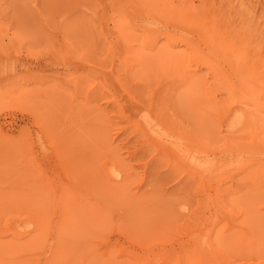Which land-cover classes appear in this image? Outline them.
I'll return each instance as SVG.
<instances>
[{"label": "rangeland", "instance_id": "obj_1", "mask_svg": "<svg viewBox=\"0 0 264 264\" xmlns=\"http://www.w3.org/2000/svg\"><path fill=\"white\" fill-rule=\"evenodd\" d=\"M20 262L264 264V0H0Z\"/></svg>", "mask_w": 264, "mask_h": 264}, {"label": "bare ground", "instance_id": "obj_2", "mask_svg": "<svg viewBox=\"0 0 264 264\" xmlns=\"http://www.w3.org/2000/svg\"><path fill=\"white\" fill-rule=\"evenodd\" d=\"M86 204V203H85ZM86 207V206H85ZM93 214V213H92ZM69 219V218H68ZM70 220V219H69ZM72 221V220H71ZM62 222H64V221H62ZM73 222V221H72ZM77 222V221H76ZM82 222V221H81ZM79 224V223H78ZM69 225V224H68ZM70 226V225H69ZM83 229H84V227H83ZM87 229V228H86ZM70 231H71V229H70ZM35 239H37V237L35 238ZM33 241H34V236L33 235H31V237L28 239V242H30V243H33ZM36 241V240H35ZM23 244L22 245H24L25 247L26 246H29V244L30 243H26V242H22ZM2 247V246H1ZM56 250V249H55ZM93 257V256H92ZM89 261V260H88ZM20 264H21V262H20ZM85 264V263H84Z\"/></svg>", "mask_w": 264, "mask_h": 264}]
</instances>
